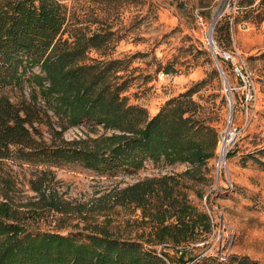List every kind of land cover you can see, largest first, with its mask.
<instances>
[{
    "label": "trees",
    "instance_id": "16d2710c",
    "mask_svg": "<svg viewBox=\"0 0 264 264\" xmlns=\"http://www.w3.org/2000/svg\"><path fill=\"white\" fill-rule=\"evenodd\" d=\"M263 1L242 0L241 6L258 10ZM67 25L62 0H0V160L46 167L31 181L39 193L50 167L70 162L104 176L135 173L147 161L186 162L192 167L182 176L200 178L197 167L218 155L219 132L193 98L195 86L150 116L146 107L129 103L121 61L90 56L93 49L110 50L111 33H72ZM222 29L219 20L220 45ZM198 51L208 53L203 47ZM12 88L20 91L17 101L4 92ZM83 122L102 125L104 132L65 136L70 126ZM5 182L9 187V179ZM8 187L0 193V264H167L173 261L171 248L180 264H258L245 255L219 261L202 255L205 249L195 252L196 243L209 239L213 224L176 175L146 177L111 195L118 205L141 209L142 222L151 224L148 233L136 235L108 221L88 227L87 233L35 230L30 223L36 209L15 204ZM40 199L64 210L54 195L43 193ZM153 245H162L161 252Z\"/></svg>",
    "mask_w": 264,
    "mask_h": 264
},
{
    "label": "rangeland",
    "instance_id": "374dc122",
    "mask_svg": "<svg viewBox=\"0 0 264 264\" xmlns=\"http://www.w3.org/2000/svg\"><path fill=\"white\" fill-rule=\"evenodd\" d=\"M62 1L67 7V29L72 33H111L110 50L104 53L93 49L90 56L121 61L119 73L128 79L125 94L129 103L146 107L153 116L168 99L195 86L193 98L218 129L217 152L228 131L234 132V137L223 166L219 168L217 155L197 167V179L182 176L192 167L186 162L147 161L135 173L121 172L116 176L100 175L79 162H70L50 167L39 193L31 181L46 167L4 159L0 160V193L8 187L5 179H9L14 203L25 205V210L36 209V218L30 223L35 230L87 233L88 227L108 221L112 227L136 235L148 233L151 224L142 222L141 209L118 205L111 195L146 177L176 175L192 202L210 216L213 224L209 239L196 243L199 249L195 252L205 249L202 255L219 261L245 255L264 264V165L256 161L264 162V1L258 10L250 11L243 10L242 0ZM219 11L214 41L210 43L212 24ZM219 20L222 45L215 30ZM202 47L208 53L198 51ZM215 58L224 70L227 85ZM236 66L253 80L252 99L246 97ZM165 68L173 71L166 73ZM29 90L26 86L25 91ZM4 92L15 101L20 96L15 88ZM229 96L233 102L231 123ZM103 132L102 125L83 122L70 126L65 136L73 139ZM43 193L56 196L64 210L44 206L40 199ZM204 243L207 245L202 248ZM152 247L159 253L162 250V245ZM167 251L173 260L167 264H180L175 251Z\"/></svg>",
    "mask_w": 264,
    "mask_h": 264
},
{
    "label": "built area",
    "instance_id": "2783aa9c",
    "mask_svg": "<svg viewBox=\"0 0 264 264\" xmlns=\"http://www.w3.org/2000/svg\"><path fill=\"white\" fill-rule=\"evenodd\" d=\"M236 72L238 74V76H240V78L243 81V86L246 89V97L247 99H252L254 96V88H253V80L250 77L249 74H247L246 72L243 71V68H240L238 66H236ZM234 132H230L228 131L226 133V136H223L222 141L220 142V147H219V158H220V162H219V168H221L223 166V164L225 163V156L227 151L229 150L231 141L234 137L233 135ZM223 159V160H222Z\"/></svg>",
    "mask_w": 264,
    "mask_h": 264
},
{
    "label": "water",
    "instance_id": "95a60500",
    "mask_svg": "<svg viewBox=\"0 0 264 264\" xmlns=\"http://www.w3.org/2000/svg\"><path fill=\"white\" fill-rule=\"evenodd\" d=\"M220 15V11L216 13V17H215V21L213 22L212 24V28H211V33H210V43H212L214 40H213V30H214V25H215V22L217 20V18L219 17ZM216 60V65L218 67V69L220 70V73H221V77L223 79V82L227 85L228 83V80H227V77L224 73V70L222 69L219 61L217 58H215ZM229 87V86H228ZM227 90H229V88H227ZM229 105H230V108H231V111H230V118H229V122L231 123V120H232V116H233V111H232V108H233V102H232V98L231 96H229ZM229 130V129H228Z\"/></svg>",
    "mask_w": 264,
    "mask_h": 264
},
{
    "label": "bare ground",
    "instance_id": "6f19581e",
    "mask_svg": "<svg viewBox=\"0 0 264 264\" xmlns=\"http://www.w3.org/2000/svg\"><path fill=\"white\" fill-rule=\"evenodd\" d=\"M218 11V10H217Z\"/></svg>",
    "mask_w": 264,
    "mask_h": 264
}]
</instances>
